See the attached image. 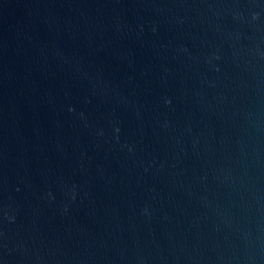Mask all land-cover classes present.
<instances>
[{"label":"water","instance_id":"95a60500","mask_svg":"<svg viewBox=\"0 0 264 264\" xmlns=\"http://www.w3.org/2000/svg\"><path fill=\"white\" fill-rule=\"evenodd\" d=\"M0 264H264V0H0Z\"/></svg>","mask_w":264,"mask_h":264}]
</instances>
